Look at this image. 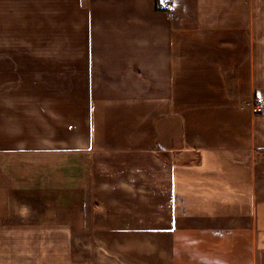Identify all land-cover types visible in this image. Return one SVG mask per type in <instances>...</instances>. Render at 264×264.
<instances>
[{
    "label": "crops",
    "instance_id": "crops-1",
    "mask_svg": "<svg viewBox=\"0 0 264 264\" xmlns=\"http://www.w3.org/2000/svg\"><path fill=\"white\" fill-rule=\"evenodd\" d=\"M172 1L0 0V264H264V1Z\"/></svg>",
    "mask_w": 264,
    "mask_h": 264
},
{
    "label": "rangeland",
    "instance_id": "rangeland-1",
    "mask_svg": "<svg viewBox=\"0 0 264 264\" xmlns=\"http://www.w3.org/2000/svg\"><path fill=\"white\" fill-rule=\"evenodd\" d=\"M160 1L162 2H168L170 5H171V8H172V11L170 13H167V16H169L170 19H174V20H177V22L179 24L182 23V20H183V17L181 15V12L178 10H176V7L173 3L172 0H158L157 2V6H159L160 4ZM264 0H254V7L257 8L259 5H261V2H263ZM253 106L252 103L250 105V108L253 110ZM37 210L35 209L33 212H36Z\"/></svg>",
    "mask_w": 264,
    "mask_h": 264
},
{
    "label": "built area",
    "instance_id": "built-area-1",
    "mask_svg": "<svg viewBox=\"0 0 264 264\" xmlns=\"http://www.w3.org/2000/svg\"><path fill=\"white\" fill-rule=\"evenodd\" d=\"M159 8L163 9L166 13H170L172 11L171 5L168 2L160 1ZM253 111L264 113V99H260L254 103Z\"/></svg>",
    "mask_w": 264,
    "mask_h": 264
}]
</instances>
